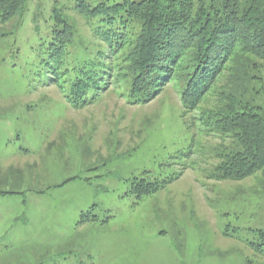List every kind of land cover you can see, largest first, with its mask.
<instances>
[{
    "label": "rangeland",
    "instance_id": "rangeland-1",
    "mask_svg": "<svg viewBox=\"0 0 264 264\" xmlns=\"http://www.w3.org/2000/svg\"><path fill=\"white\" fill-rule=\"evenodd\" d=\"M76 4L29 0L0 20V264H264L251 245L264 176L212 177L224 142L186 112L179 81L149 103L112 87L76 107L50 80L54 6L75 27L72 64L107 48Z\"/></svg>",
    "mask_w": 264,
    "mask_h": 264
},
{
    "label": "trees",
    "instance_id": "trees-1",
    "mask_svg": "<svg viewBox=\"0 0 264 264\" xmlns=\"http://www.w3.org/2000/svg\"><path fill=\"white\" fill-rule=\"evenodd\" d=\"M28 1L0 0V20L22 16ZM75 9L107 27L94 35L107 48L97 46L95 58L72 64L75 27L54 6L43 61L50 80L68 89L73 106L89 103L91 90L112 87L129 88L135 102L149 103L179 81L186 112L224 142L215 151L212 177L264 176V0H124L96 6L77 0ZM147 185L144 194L158 188ZM251 245L264 255L263 229Z\"/></svg>",
    "mask_w": 264,
    "mask_h": 264
}]
</instances>
